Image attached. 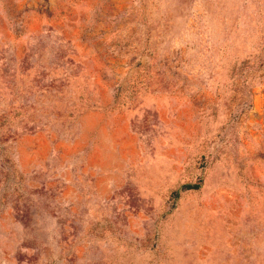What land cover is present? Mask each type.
<instances>
[{
    "label": "rangeland",
    "instance_id": "374dc122",
    "mask_svg": "<svg viewBox=\"0 0 264 264\" xmlns=\"http://www.w3.org/2000/svg\"><path fill=\"white\" fill-rule=\"evenodd\" d=\"M0 264H264V0H0Z\"/></svg>",
    "mask_w": 264,
    "mask_h": 264
}]
</instances>
